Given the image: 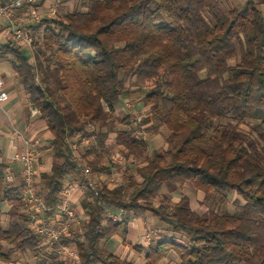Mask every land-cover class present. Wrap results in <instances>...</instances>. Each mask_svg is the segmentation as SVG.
Wrapping results in <instances>:
<instances>
[{
  "label": "trees",
  "instance_id": "1",
  "mask_svg": "<svg viewBox=\"0 0 264 264\" xmlns=\"http://www.w3.org/2000/svg\"><path fill=\"white\" fill-rule=\"evenodd\" d=\"M72 1L78 7L40 21L32 61L14 42L3 48L60 160L37 184L48 207L77 178L68 141L89 126L95 140L84 149L81 136L79 150L95 176L119 168L110 161L115 149L128 162L120 186L102 183L94 202L90 193L81 201L84 239L75 230L61 243L76 246L80 264H133L102 246L122 225L105 217L104 202L128 217L150 214L187 239L135 247L145 264L173 255L179 264H264V0H62ZM139 95L148 110L142 125L154 134L165 128L167 147L151 151L133 115H118L126 97ZM7 169L0 161V264L16 251L33 254V264H74L30 229ZM186 184L219 207L232 193L236 210L204 215L189 196L173 202L163 193Z\"/></svg>",
  "mask_w": 264,
  "mask_h": 264
},
{
  "label": "built area",
  "instance_id": "2",
  "mask_svg": "<svg viewBox=\"0 0 264 264\" xmlns=\"http://www.w3.org/2000/svg\"><path fill=\"white\" fill-rule=\"evenodd\" d=\"M26 11L28 15L15 18L17 12ZM56 8L52 9L48 17L57 16ZM43 9L40 7L39 0H15L4 4L0 2V34H2L9 42H14L31 49H35L36 36L40 33L37 26L43 18ZM41 39V38H40ZM41 40H39L40 43ZM9 99V94L4 91V83L0 79V105ZM125 106L132 107L129 100H126ZM33 115L38 114V111L30 104ZM147 113H134L137 132L136 136L144 138L145 126L142 125ZM88 135L82 136L81 144L84 149L89 148L96 136L94 127H88ZM79 137L72 138L68 141L69 148L72 152L71 162L75 166L77 178L73 181H68L60 193L58 203L53 207H48L45 203L44 195L38 193L36 180L35 163L38 157V149L40 147L39 140L27 141L22 154L15 156V159L22 164L21 177L23 186L21 189L23 201L28 209L29 227L38 236L44 238L48 244L47 250L60 257V259L80 264L81 257L74 244H63V237H70L73 231L79 233L80 240L84 239V224L87 220V215L79 212L72 204L73 193L77 190L85 191V194L90 193V202L100 195L102 187V179L95 176L90 167L87 166L78 154L80 144ZM120 152V151H119ZM121 153V152H120ZM108 161V160H106ZM110 161L118 165L119 169L124 174L127 170L128 162L123 155L110 157ZM116 181L111 180L114 187H118L123 183L120 179L119 172L116 175ZM122 181V182H121ZM104 209L105 217L112 222H122L126 211L120 210L119 213H113V209L106 203H101Z\"/></svg>",
  "mask_w": 264,
  "mask_h": 264
},
{
  "label": "crops",
  "instance_id": "3",
  "mask_svg": "<svg viewBox=\"0 0 264 264\" xmlns=\"http://www.w3.org/2000/svg\"><path fill=\"white\" fill-rule=\"evenodd\" d=\"M12 1L15 0H0V2L4 4ZM246 1L247 0H224L226 5L244 4ZM51 2L52 0H45L44 8H48ZM261 9L264 13V5L261 6ZM26 15H28L26 11L17 12L15 18L19 19ZM8 43L9 41L0 34V79L4 83V91L9 94V99L0 105V161H4L8 165L7 178L10 185L22 189V164L15 159V156L23 153L27 141H40V147L37 150L38 157L35 163L37 184L40 181V176L50 173L53 165L59 163L60 160L56 159L53 155V150L51 148L53 136L48 130L46 122L39 114H32L30 108L31 103L13 69V58L9 55L7 49H3ZM19 47L23 54L32 61L33 49L22 45H19ZM137 110L140 111L139 113L146 112L143 106L137 108ZM119 113L123 112H118V115ZM128 115H130V113ZM131 115L134 117V114L131 113ZM145 133L147 135L151 133L149 132V127H146ZM143 139L149 142L150 149L154 150V135L150 136L149 140ZM121 150L122 148L119 149V151ZM110 175L112 176V180L115 181L113 178L116 177L115 169H113ZM110 175H108V177L101 175L100 179H103V177L108 179ZM122 178L123 177H120V180H122ZM108 186L110 189L115 188L112 183H108ZM200 193L201 192H198V195ZM85 195V191L83 190H77L73 193L72 204L79 212L81 210L80 203L84 200ZM3 209L7 211L9 208L4 206ZM119 211L120 210H113V213H119ZM126 218H128L127 222H125ZM155 220L158 221L157 218L150 214H139L138 216L130 215V217H128V213L126 212L119 231L111 239L102 243L103 248L121 260H126L133 264H145L144 256L139 255L135 247H148L151 243L169 241V237L167 238V236H165V232H168L167 229L159 225ZM168 263V259L161 262V264Z\"/></svg>",
  "mask_w": 264,
  "mask_h": 264
},
{
  "label": "rangeland",
  "instance_id": "4",
  "mask_svg": "<svg viewBox=\"0 0 264 264\" xmlns=\"http://www.w3.org/2000/svg\"><path fill=\"white\" fill-rule=\"evenodd\" d=\"M75 3H77L75 5ZM79 2L77 1H72L70 2L68 5H64L62 0H52V2L49 4L48 8H44V6L42 7L43 9V17L45 18L46 16L49 15L50 11L54 8H56V10L58 11L57 13L60 14V12L62 13L63 11H67V10H73L75 9V7H78ZM224 10H226V8H224ZM42 20V19H41ZM140 96V95H139ZM131 96V98L129 97V101L132 104V107H127L124 106L123 110L118 111V112H123V113H119V116L121 117V119H125L128 114L131 113L134 114L136 112H140L137 110V108H141V106H143L141 104V102H139L140 98H142V96ZM127 99V97H126ZM148 112V110L146 109V113ZM121 126V125H118ZM120 128V127H118ZM244 131H248L249 129L247 127H243ZM155 138V142H154V150H158L161 149L163 147H167L166 146V138L168 136V131L165 128H161V130L159 131V133H157L156 135L154 133H149L148 135L145 133L143 136L145 139H150V136H153ZM111 142V140H110ZM85 151V150H84ZM153 151V150H151ZM78 154L81 156V151L78 150ZM116 156V155H121V153L119 152V149H115L112 154V156ZM113 164H115L113 162ZM119 172V176L123 177V174L119 168H115V176L118 174ZM112 176L110 175V179H106L105 177H103L102 181L103 183H110V180H112L111 178ZM116 181V178L113 177ZM164 194H168L172 199L173 202H177L179 201V199L183 196H189L191 199V204H192V208L193 210L197 211L200 214H209L211 212H219L220 214H224V213H229V212H234L236 210V208L232 205V202L234 201L235 197H233V195H229V203H227L226 205H223L221 207L217 206V204L214 203V201L210 198V199H205V195L203 193H200L198 195V193H196V191L190 186V185H183V186H175L171 189L168 188V190H164L163 191ZM233 197V198H232ZM157 221V220H155ZM159 225L165 227L167 229V233L165 232V236H167V238L169 237V241L174 242V243H187V239L181 235L175 234L171 231V229L167 228L161 221H157ZM9 223V218L5 215L2 217L1 219V225L5 228H7ZM164 232V231H163ZM164 234V233H163ZM7 250V248H6ZM169 263L168 264H179L178 259L173 255L171 257L168 258ZM34 263V256L31 253L28 254H22L19 251H16L14 253V255L12 256L11 259V263L10 264H33Z\"/></svg>",
  "mask_w": 264,
  "mask_h": 264
},
{
  "label": "bare ground",
  "instance_id": "5",
  "mask_svg": "<svg viewBox=\"0 0 264 264\" xmlns=\"http://www.w3.org/2000/svg\"><path fill=\"white\" fill-rule=\"evenodd\" d=\"M113 175V174H112ZM116 178V177H115ZM110 179V178H109ZM120 180V179H119ZM109 183V182H108ZM110 184H111V182H110Z\"/></svg>",
  "mask_w": 264,
  "mask_h": 264
}]
</instances>
